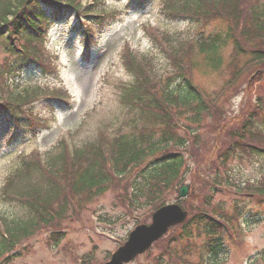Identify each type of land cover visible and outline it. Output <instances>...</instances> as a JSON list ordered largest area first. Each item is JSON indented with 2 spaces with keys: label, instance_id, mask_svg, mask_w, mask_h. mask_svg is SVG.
Wrapping results in <instances>:
<instances>
[{
  "label": "trees",
  "instance_id": "obj_1",
  "mask_svg": "<svg viewBox=\"0 0 264 264\" xmlns=\"http://www.w3.org/2000/svg\"><path fill=\"white\" fill-rule=\"evenodd\" d=\"M81 8L75 0H0V49L7 54L6 68L12 74L31 64L45 70L41 51L53 24L74 11V27L85 38L89 21L102 19L94 13L82 16ZM159 12L203 29L219 23L220 29L192 43L149 32L156 49L160 47L164 54V67L155 58L141 57L126 46L122 62L130 80L118 84L119 101L128 114L123 127L113 136L100 134L76 148L72 158L61 142L56 147L59 151L48 152L42 162L35 153L21 158L3 194L7 202L21 204L24 215L4 219L8 238L0 236L1 263L8 262L2 256L14 241L31 237L41 227L63 230L60 220L68 217L75 200L86 208L111 189L127 215L149 217L169 201L186 175L192 176L191 184L198 193L186 202L189 218L155 244L159 252L153 257L149 254L148 264H192L189 256L200 243L210 257L217 258L227 248V230L239 222L248 205L253 200L264 204V81L257 87V97L247 93V102L236 116L228 114L223 106L226 102L220 101L227 99L232 87L239 91L243 76L245 80L256 68L264 67V2L247 6V0H164ZM228 46L232 66L229 87L217 100L195 85L192 53L203 54L205 65L216 69L223 65V51ZM55 91L38 86L25 93L11 92L9 102L0 105V124L7 122L25 130L40 126L43 117L34 102L42 93L66 95L63 88ZM45 102L53 109V100ZM211 138L206 153L201 149ZM248 158L261 163L263 175L238 182L231 162ZM196 176L201 178L196 181ZM224 193L236 197L231 207L216 201ZM263 262L264 257L252 264Z\"/></svg>",
  "mask_w": 264,
  "mask_h": 264
},
{
  "label": "rangeland",
  "instance_id": "obj_2",
  "mask_svg": "<svg viewBox=\"0 0 264 264\" xmlns=\"http://www.w3.org/2000/svg\"><path fill=\"white\" fill-rule=\"evenodd\" d=\"M94 1L98 2L96 11H104L110 14L112 19L106 31L93 41L91 44L93 48L88 54L83 51L79 31H72L75 22L73 13L69 15L67 21L53 24L49 31L48 49L44 47V51L41 52L51 53L60 68V77L46 75L35 65H31L20 72L15 69L13 76L8 75L4 78L1 68L7 55L0 49V97L11 95V92L32 91L38 86L48 88L54 93L55 88L67 87L73 96L71 105L62 103L57 105L54 121L49 128L39 126L38 136H34L30 131L17 136L13 127L7 122H1L0 216L5 220L24 215L21 204L7 202L3 194L4 185L9 176L20 167L22 157L33 151H40L42 161L44 157L46 159L50 154L59 151L56 147L61 138H65L70 146L78 148L85 143L93 142L100 134L113 136L120 127H123V121L128 114L120 104L118 84L130 80V74L122 62V51L126 46L141 57L155 58V62L164 67L166 65L164 54L160 47L156 49L149 32L155 36L162 34L167 38L171 36L175 40L187 43L188 40L206 38L211 32L220 29L219 23L203 29L188 21L166 18L159 12L164 0H148L146 4L134 10L128 9L131 0H80L83 5ZM162 43L163 46L166 45L163 40ZM230 53L229 46L224 48V64L216 69L205 65L203 55L196 51L192 53V59L196 63L195 65L193 61V80L200 84L201 90L210 97L215 96L231 77L232 66L228 63ZM159 72L166 74L164 70ZM263 81L264 67L256 68L245 80L243 76L239 91L234 86L230 89L227 99L224 97L220 99L222 103L226 102L223 106H226L227 113L232 116L240 114L247 102V93L251 92V96L253 94L257 97V87ZM4 82L9 89L4 88ZM216 98L219 99V96L216 95ZM40 101L36 102L39 106L37 109L40 116L44 117L49 110L44 108ZM213 140L211 138L204 143L201 150L210 152ZM260 164L256 163L255 158H248L243 162H231L230 166L235 180L241 182L261 177L263 172ZM199 178L201 177L196 176L195 180L198 181ZM191 183L192 176L188 174L183 184L190 185L191 190H194L192 194H197L198 192H195L198 191L197 188ZM177 195L178 192L170 194L169 201L171 203L176 201ZM115 196L114 190L106 193L97 203L88 205L89 211H83L76 203L74 206L80 209V216L75 214L76 210L71 209L70 216L60 220L65 234L64 239L58 235L60 229L50 228L21 239L24 250L20 252L19 257L15 255L18 252L14 253L11 264H78L77 259L75 261L76 257L84 259L86 264L85 259H91V255L95 257L93 264L103 263L136 226V221H140L139 215L124 219L125 209L116 203ZM235 198L229 193H224L219 194L216 201L226 202L225 205L231 207ZM252 202L247 207L252 214L247 213L242 225V230L245 231L241 236L242 242L229 244L230 247L219 256V264H249L264 253V205H258L255 200ZM188 204L191 205V201ZM150 222L151 219L147 221ZM51 232H55V240L62 239L58 245H55L58 240L54 242L49 239ZM158 252L157 249L154 250L152 257ZM199 256L197 252L191 257L193 263L196 264L200 260ZM150 261V258L143 255L129 264H148Z\"/></svg>",
  "mask_w": 264,
  "mask_h": 264
},
{
  "label": "water",
  "instance_id": "obj_3",
  "mask_svg": "<svg viewBox=\"0 0 264 264\" xmlns=\"http://www.w3.org/2000/svg\"><path fill=\"white\" fill-rule=\"evenodd\" d=\"M187 192L188 187L184 186L180 197L186 196ZM187 215V211H184L178 204L160 208L154 213L152 224L137 227L126 244L114 254L107 264H123L134 259L138 254L146 252L154 241L168 231L170 226L182 223Z\"/></svg>",
  "mask_w": 264,
  "mask_h": 264
}]
</instances>
